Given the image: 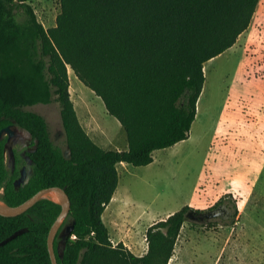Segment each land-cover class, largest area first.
I'll return each mask as SVG.
<instances>
[{"label": "trees", "instance_id": "16d2710c", "mask_svg": "<svg viewBox=\"0 0 264 264\" xmlns=\"http://www.w3.org/2000/svg\"><path fill=\"white\" fill-rule=\"evenodd\" d=\"M258 2L59 0L55 25L45 29L27 0H0V127L13 120L38 141L32 175L20 188L0 145V200L17 206L43 188L64 189L70 211L61 229L73 228L57 264H168L189 207L147 228L144 255L113 246L101 216L118 184L116 166H147L154 151L189 137L203 65L236 43ZM67 67L122 127L126 150H104L83 130ZM52 102L67 156L51 141L44 118L24 110ZM59 212L44 199L17 217L0 216V264H51L46 239Z\"/></svg>", "mask_w": 264, "mask_h": 264}, {"label": "rangeland", "instance_id": "374dc122", "mask_svg": "<svg viewBox=\"0 0 264 264\" xmlns=\"http://www.w3.org/2000/svg\"><path fill=\"white\" fill-rule=\"evenodd\" d=\"M27 2L45 29L55 25L59 0ZM203 67L205 80L189 137L154 151L147 166H117L115 199L103 222L113 246L126 243L139 257L153 223L185 206L206 212L225 202L235 206L236 216L200 223L187 219L168 264H264V125L259 122V113L264 114V0L236 43ZM67 74L70 99L89 138L104 150H126L125 133L100 98L68 67ZM24 110L44 118L51 141L67 156L58 104ZM249 194L250 201L244 202Z\"/></svg>", "mask_w": 264, "mask_h": 264}, {"label": "flooded vegetation", "instance_id": "af4514ba", "mask_svg": "<svg viewBox=\"0 0 264 264\" xmlns=\"http://www.w3.org/2000/svg\"><path fill=\"white\" fill-rule=\"evenodd\" d=\"M0 145L3 164L8 176L13 180V185L17 188L24 186L32 175L34 167L33 156L37 150L38 141L15 121L10 120L0 127ZM1 193H3V188L0 189ZM215 209L222 213L221 216L215 218H219L222 221H227L236 216L234 209L230 208L225 202L217 204L208 211ZM206 212L190 210L186 212L185 217L200 223L207 221L203 215Z\"/></svg>", "mask_w": 264, "mask_h": 264}, {"label": "water", "instance_id": "95a60500", "mask_svg": "<svg viewBox=\"0 0 264 264\" xmlns=\"http://www.w3.org/2000/svg\"><path fill=\"white\" fill-rule=\"evenodd\" d=\"M50 200L60 207V212L57 215L56 219L52 223L46 239L47 251L51 264H57L56 254L61 255L64 247L65 240L67 236L71 233L73 225H65L62 229V224L66 219L70 211V200L64 189L60 187H48L43 188L33 194L30 198L22 202L17 206H10L4 201L0 200V216L6 218L17 217L31 207H33L40 200ZM206 220L213 219L217 216H221L222 213L217 209L211 210L203 214ZM194 220V219H190ZM61 229V230H60ZM17 234H14L11 238L15 237ZM61 238L58 244L54 247V241L56 237Z\"/></svg>", "mask_w": 264, "mask_h": 264}, {"label": "crops", "instance_id": "0c3cea01", "mask_svg": "<svg viewBox=\"0 0 264 264\" xmlns=\"http://www.w3.org/2000/svg\"><path fill=\"white\" fill-rule=\"evenodd\" d=\"M238 39V38H237ZM69 90H70V87H69ZM259 115H260V118H261V121H259L260 123H262L263 125H264V114H261V113H259ZM263 141V142H262ZM261 144H264V139L262 138V140H261ZM263 154H264V152H263ZM123 165H126V164H124V163H120V164H118L117 166H123ZM117 166H116V168H117ZM264 167V159H263V162H262V164H261V166H260V169H262ZM259 172H261V170H259ZM252 189V187L250 188V190ZM116 191V190H115ZM253 190H251V192H252ZM115 193V192H114ZM114 193H113V196H112V198H111V200H110V202H109V204L111 203V201L112 200H114L115 198H114ZM229 193H231V194H234L235 193V188H230V190H229ZM235 197V196H234ZM250 197H251V195L249 194L247 197H246V199H244L245 201L244 202H246V200H247V202H249L250 201ZM119 202H120V197H119ZM121 200H122V198H121ZM108 204V205H109ZM107 205V206H108ZM107 206H106V208H107ZM115 207L116 206H114L113 207V209H112V211L114 212V214H115ZM106 208H105V210H104V212H103V214H102V216H101V218H102V221H103V219H104V214H105V211H106ZM171 214V213H170ZM170 214H168V215H166L165 216V218H167ZM165 218H162L161 220H164ZM104 223V222H103ZM109 231V230H108ZM119 236V235H118ZM126 243H124V245H125ZM134 248L137 250V251H142V249H140L139 247H135V245H134ZM146 250H147V246H146V249H145V251H143V254H145V252H146ZM171 260V259H170Z\"/></svg>", "mask_w": 264, "mask_h": 264}, {"label": "built area", "instance_id": "2783aa9c", "mask_svg": "<svg viewBox=\"0 0 264 264\" xmlns=\"http://www.w3.org/2000/svg\"><path fill=\"white\" fill-rule=\"evenodd\" d=\"M70 238H71V239H75V236H74V235H72Z\"/></svg>", "mask_w": 264, "mask_h": 264}, {"label": "bare ground", "instance_id": "6f19581e", "mask_svg": "<svg viewBox=\"0 0 264 264\" xmlns=\"http://www.w3.org/2000/svg\"><path fill=\"white\" fill-rule=\"evenodd\" d=\"M203 69H204V67H203ZM203 74H204V71H203ZM200 97V96H199ZM199 99V98H198ZM198 101V100H197ZM196 105H197V103H196Z\"/></svg>", "mask_w": 264, "mask_h": 264}]
</instances>
